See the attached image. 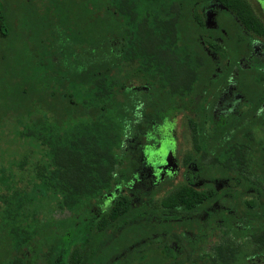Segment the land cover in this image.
Here are the masks:
<instances>
[{
	"label": "trees",
	"instance_id": "obj_1",
	"mask_svg": "<svg viewBox=\"0 0 264 264\" xmlns=\"http://www.w3.org/2000/svg\"><path fill=\"white\" fill-rule=\"evenodd\" d=\"M189 1L0 0V128L9 129L0 133V264H245L264 254V134L255 133L264 116L224 139L228 122L205 131L211 69ZM220 1L262 34L241 0ZM246 93L260 103L255 88ZM185 112L196 174L259 185L262 203L241 211L255 222L245 229L223 215L199 220L196 236L217 241L190 244L195 252L181 233L197 220L183 217L209 208V192L185 184L158 205L148 192L138 201L140 187L135 202L128 192L145 134Z\"/></svg>",
	"mask_w": 264,
	"mask_h": 264
},
{
	"label": "flooded vegetation",
	"instance_id": "obj_2",
	"mask_svg": "<svg viewBox=\"0 0 264 264\" xmlns=\"http://www.w3.org/2000/svg\"><path fill=\"white\" fill-rule=\"evenodd\" d=\"M186 1L183 0L182 4ZM241 1L251 11L255 22L261 25L262 34L255 32V28L245 29L239 18H237V13L231 9L232 5H229V8L220 0H190V6L188 5L192 8L189 11H191L200 52L211 69L209 78L213 88L206 102L207 115L211 126H206L205 131L210 134L217 133L221 131V126L225 123L231 124V126L224 129L223 133L226 135L220 136V139H224L225 136L232 135L236 131L243 130L242 127L246 122L264 116V0ZM253 88L256 92H260L259 99L261 101L258 105L251 100L252 96L246 93L252 92ZM214 107H217L218 110L215 114H212L211 111ZM214 118L217 122L220 119L221 121L215 124L216 120L214 121ZM235 119L239 120L232 123ZM151 132L148 131L145 137L152 134ZM255 133L263 135L264 126H258ZM143 146L144 144L140 146L139 150V168L136 169V174L131 179L133 181L128 186V192L133 201L135 196L131 193V190L135 186L143 189V192H145L144 197L141 199L137 197L141 203L146 201V192L149 196L153 195V197L158 193L154 189V185L150 183L151 179L148 178L145 170L142 157ZM193 150L194 144L191 153L186 155L184 161L180 164L184 181L174 190L182 185L189 184L198 191L209 192L214 201L203 213L196 212L192 216L183 217L188 220H197V223H192L189 232L184 230L181 233L183 236L182 245L191 252H195V250L191 249L190 244L208 247L217 241L212 235L207 236V238L204 237V239L196 236L199 220L205 221L206 218H209L212 222H221L220 216L223 215L231 220L234 228L245 229L254 226L255 222L245 218L241 211L245 209L246 204L249 202L262 205L260 203V192L256 191L259 185H253L251 186L253 188L242 190L239 189L241 187L231 175L222 178H206L196 174L198 169L195 167L194 161L187 158L193 156ZM215 210L218 214L215 213ZM149 217L151 218V216ZM249 221L251 225L245 226ZM245 264H264V254L261 253L247 258Z\"/></svg>",
	"mask_w": 264,
	"mask_h": 264
},
{
	"label": "rangeland",
	"instance_id": "obj_3",
	"mask_svg": "<svg viewBox=\"0 0 264 264\" xmlns=\"http://www.w3.org/2000/svg\"><path fill=\"white\" fill-rule=\"evenodd\" d=\"M0 43V52L2 53L3 46ZM3 64L2 62L0 65ZM217 107L211 111L215 114ZM186 116L168 115L161 122L152 127V134L145 137L143 142V160L145 163V170L150 183L154 185V189L158 191L157 195L153 197L152 204L158 205L161 199L167 194L171 193L183 181V172L180 169V164L184 161V157L189 155L193 149V139L191 128L188 123L190 112L184 113ZM213 117V115H211ZM216 118H214V121ZM221 119L215 124H218ZM8 133L9 129L0 128V133ZM262 206L260 205V208ZM67 212H55L54 219L63 218ZM49 216V214H48ZM44 221L50 220L49 217L44 216ZM251 225L249 221L245 226ZM137 262H133L136 264Z\"/></svg>",
	"mask_w": 264,
	"mask_h": 264
}]
</instances>
